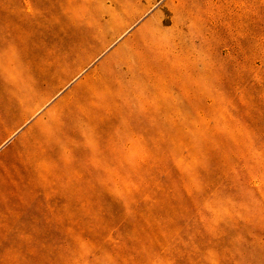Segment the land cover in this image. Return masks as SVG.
<instances>
[{"label": "rangeland", "instance_id": "374dc122", "mask_svg": "<svg viewBox=\"0 0 264 264\" xmlns=\"http://www.w3.org/2000/svg\"><path fill=\"white\" fill-rule=\"evenodd\" d=\"M0 264H264V0H0Z\"/></svg>", "mask_w": 264, "mask_h": 264}]
</instances>
